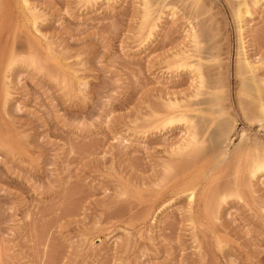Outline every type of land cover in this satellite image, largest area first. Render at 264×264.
<instances>
[{"label": "rangeland", "instance_id": "rangeland-1", "mask_svg": "<svg viewBox=\"0 0 264 264\" xmlns=\"http://www.w3.org/2000/svg\"><path fill=\"white\" fill-rule=\"evenodd\" d=\"M261 106L264 0H0V264H264Z\"/></svg>", "mask_w": 264, "mask_h": 264}, {"label": "bare ground", "instance_id": "bare-ground-1", "mask_svg": "<svg viewBox=\"0 0 264 264\" xmlns=\"http://www.w3.org/2000/svg\"><path fill=\"white\" fill-rule=\"evenodd\" d=\"M238 12V11H237ZM237 17H241V13L240 12H238V15H237ZM253 89V88H252ZM254 90V89H253ZM246 91V90H245ZM251 91V90H250ZM261 110H262V112H263V114H264V110L262 109V106H261Z\"/></svg>", "mask_w": 264, "mask_h": 264}]
</instances>
